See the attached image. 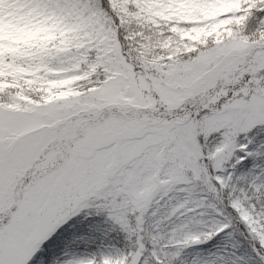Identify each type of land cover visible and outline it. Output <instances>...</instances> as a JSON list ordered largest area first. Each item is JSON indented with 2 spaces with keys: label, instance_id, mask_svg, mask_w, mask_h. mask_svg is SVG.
<instances>
[{
  "label": "snow or ice",
  "instance_id": "snow-or-ice-1",
  "mask_svg": "<svg viewBox=\"0 0 264 264\" xmlns=\"http://www.w3.org/2000/svg\"><path fill=\"white\" fill-rule=\"evenodd\" d=\"M0 264H264V0H0Z\"/></svg>",
  "mask_w": 264,
  "mask_h": 264
}]
</instances>
